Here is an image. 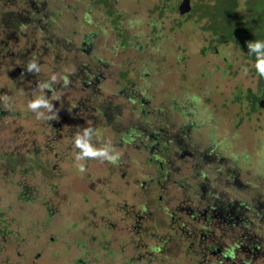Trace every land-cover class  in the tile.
Returning a JSON list of instances; mask_svg holds the SVG:
<instances>
[{
	"label": "rangeland",
	"instance_id": "rangeland-1",
	"mask_svg": "<svg viewBox=\"0 0 264 264\" xmlns=\"http://www.w3.org/2000/svg\"><path fill=\"white\" fill-rule=\"evenodd\" d=\"M252 1L257 17L246 0L185 14L168 0H0V264H234L220 255L232 242L236 264H264V112L246 117L243 96L264 83L230 36L239 14L264 41ZM40 95L56 119L28 108ZM141 123L160 144L166 124L190 148L219 146L234 173L163 162ZM85 128L114 160L75 159Z\"/></svg>",
	"mask_w": 264,
	"mask_h": 264
},
{
	"label": "flooded vegetation",
	"instance_id": "flooded-vegetation-1",
	"mask_svg": "<svg viewBox=\"0 0 264 264\" xmlns=\"http://www.w3.org/2000/svg\"><path fill=\"white\" fill-rule=\"evenodd\" d=\"M168 1L170 2V0H168ZM170 5L172 8L174 7L173 2L172 3L170 2ZM99 78H101V76H97L95 80L88 79L87 81L90 83H94V82L98 81ZM243 96L245 97L246 104H247V108L245 110L246 117H251L253 115V113L258 112V110L264 112V91H260L258 94H254L251 91H249L248 88H246V91L243 93ZM141 100H140V104H141ZM263 114L264 113H262V114L259 113V115L257 114L259 116V121L263 120L262 118H260V116ZM140 121H141V119H140ZM262 126L264 127V123L262 124ZM165 127H166V124H164V129H163L164 136H163L162 142H161L162 146H160L161 145L160 142L157 141V139L155 137H153V133L150 134L149 130L146 131L143 129V123H141V128L138 130V133L140 134V136L142 138L144 137L145 140H148V138L151 137V139H152V142H151L152 145L151 146L153 148H156V147H158V148L152 149L150 152L160 153V155L163 158V162H168L169 158L175 157L178 159L179 162L183 163L182 165L180 163H178V165H177L178 169L187 168V170H188L189 169L188 166H191L192 167L191 169H193V171H197L199 165H200L199 170H201L204 167H207L209 169V171H207V172H210V174L213 176V178H215L216 175L218 176V175L224 174V172H225V174L230 173V172L234 173V171L230 170V168H229L230 164L228 163L227 157L222 156L221 153L219 154V152L216 150V147H219V146H216V145L212 146L211 145L207 148L205 147V149H201L198 146L193 145L194 148H190L188 145H185L187 143H182L179 140L172 139L169 136L170 135L169 131L167 129H165ZM144 131L148 132V133L144 134ZM160 147L163 149V150H161V152L159 151ZM196 148H199V149H196ZM202 160H203V162L200 163V161H202ZM171 171H173V170H171ZM203 171H204V169H203ZM238 174L239 173H235L234 179L238 180ZM207 179H208V175L206 174L205 178L200 179L199 182L203 181V180H207ZM244 187H248V186H244ZM201 188H205V187H201ZM188 190H189V188H188ZM210 192L212 194H214L212 191H210ZM210 206L214 207L212 213H214V212H216V210H218L215 207V205H210ZM228 209H229L228 213L233 214L234 208L229 207ZM248 209L249 208H247L246 210H248ZM211 214L205 215L204 219L205 220L208 219V217H210ZM130 216L131 217H137V218L143 217V215H141L138 212L137 213L133 212L132 214H130ZM233 216L234 215H231L230 219L233 218ZM235 217H237V216H235ZM200 219H193V220L199 221ZM138 226H139V229H138V232H139L140 231V224H138ZM174 231L176 232V230H174ZM177 232H178V230H177ZM193 232H194V237H195L197 234V231L193 230ZM194 237H192V238H194ZM259 239H264V237H261ZM204 240L205 239L203 237L201 239H198L201 248H204V247H205V249L207 248V251L204 253L206 255L209 252L215 253V251H212L213 250L212 244L208 245V243L205 242ZM204 243H205V245H202ZM240 245H241L240 243H236V242H232V243L227 244L226 247H224V251L221 252V254H220L221 258H223L225 260L229 259V260L233 261L234 264H236L235 263V254H236V251L239 249ZM219 252H220V250H219ZM252 252H254V251H252ZM219 264H222V261H219ZM246 264H252V263L247 261Z\"/></svg>",
	"mask_w": 264,
	"mask_h": 264
},
{
	"label": "clouds",
	"instance_id": "clouds-1",
	"mask_svg": "<svg viewBox=\"0 0 264 264\" xmlns=\"http://www.w3.org/2000/svg\"><path fill=\"white\" fill-rule=\"evenodd\" d=\"M243 7V6H241ZM248 52L254 55L255 60L253 67L259 77L264 78V41H251L247 43ZM28 72H39L40 69L35 61H32L27 66ZM244 74H247L248 69H243ZM56 76L51 77L52 82L56 81ZM65 85L68 84L67 79L64 81ZM41 90L49 88V84L45 83L40 85ZM58 99V97H54ZM28 108L36 114L37 119H56L54 105L44 95L36 97L30 101ZM46 113H53V115H46ZM94 134L92 128H85L81 132H77L74 136V147L79 151L76 153L75 159L77 161H84L86 159H99V160H114L115 157L111 154L112 149L110 146L97 148L91 141ZM79 170L85 171L84 164H79Z\"/></svg>",
	"mask_w": 264,
	"mask_h": 264
},
{
	"label": "trees",
	"instance_id": "trees-1",
	"mask_svg": "<svg viewBox=\"0 0 264 264\" xmlns=\"http://www.w3.org/2000/svg\"><path fill=\"white\" fill-rule=\"evenodd\" d=\"M237 1V0H233ZM264 3V0H259L260 2ZM248 4V8H250V13L254 14L255 17L259 16L260 11H257L255 4L252 0H246V5ZM243 17L246 18V16L237 15V20L235 27L231 30V40H233L234 45L244 53V56L248 59H255L254 55L250 54L248 52L247 43L251 41H257V37L259 38V35L261 36V32H259V26L257 20L249 21V24L247 23V20H244ZM222 40V39H219ZM222 43V42H221ZM255 70V69H254ZM257 74V72H256ZM261 83H264V78H261ZM251 236H255L254 233H252ZM264 236V235H263ZM256 238H261L260 236H256ZM246 260H243L241 263L246 264Z\"/></svg>",
	"mask_w": 264,
	"mask_h": 264
},
{
	"label": "water",
	"instance_id": "water-1",
	"mask_svg": "<svg viewBox=\"0 0 264 264\" xmlns=\"http://www.w3.org/2000/svg\"><path fill=\"white\" fill-rule=\"evenodd\" d=\"M175 7L179 10L181 14H185L190 10V0H175L173 1Z\"/></svg>",
	"mask_w": 264,
	"mask_h": 264
}]
</instances>
